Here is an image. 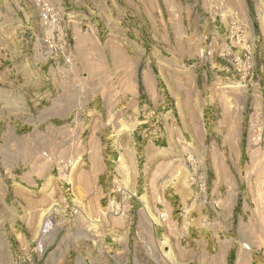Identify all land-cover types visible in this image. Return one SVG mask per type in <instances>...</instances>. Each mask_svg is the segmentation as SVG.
Instances as JSON below:
<instances>
[{"label": "rangeland", "instance_id": "obj_1", "mask_svg": "<svg viewBox=\"0 0 264 264\" xmlns=\"http://www.w3.org/2000/svg\"><path fill=\"white\" fill-rule=\"evenodd\" d=\"M42 6L58 12L54 25L45 24ZM86 8L59 0H0V114L5 106L17 108L19 100L5 99V93L21 90L24 71H32L34 80L38 72L44 91L65 90L61 83L71 77L73 90L82 94L114 87L102 78L79 72L69 77L63 67L52 68L71 70L76 61L101 60L99 52L87 49L92 40L82 41L86 50L77 51L75 34L93 37V44L118 43L99 7L94 20ZM198 11L199 64L181 62L162 42L154 51L140 23L145 51L134 101L138 116L134 124L125 118L115 126L109 138L117 136L118 142L111 147L16 148L10 149L16 160L7 163L0 152V201L10 206V221L0 223V264H51L53 240L73 232L80 219L85 227L78 234L133 238L146 221L154 236L148 256L155 264H181L164 240V226L180 220L185 232L198 229L195 204L205 208L204 226L220 223L223 212L212 191H239L237 200L248 208L232 218L237 240L264 248V0H199ZM54 29L72 38L70 65L61 55L51 58L45 47ZM20 61L31 68L14 67ZM180 197L185 208L171 211ZM64 204L79 210L75 221H59L40 243L44 216Z\"/></svg>", "mask_w": 264, "mask_h": 264}, {"label": "crops", "instance_id": "obj_2", "mask_svg": "<svg viewBox=\"0 0 264 264\" xmlns=\"http://www.w3.org/2000/svg\"><path fill=\"white\" fill-rule=\"evenodd\" d=\"M59 1L87 5L86 10L92 20L99 7L105 28L109 32L115 29L118 43L107 39L105 43L93 44V37L75 34L76 50L85 51L86 46L80 43L92 40L91 48L87 49L99 52L101 60L76 61L71 70L60 64L57 67L52 65V68L63 67L66 72L62 73L69 77L79 72L87 79L102 78L105 83L113 84L114 87L111 86L102 94H82L73 90V85L68 82L73 79L71 77L67 82L61 83L65 90L44 91L45 86L38 79V72L34 80L32 71H24L21 90L5 93V99L19 100L17 108L12 104L7 110L5 106L0 114V152L5 163L17 158L10 154V149L72 148L79 145L111 147L118 142L115 135V139L109 138L115 126L125 118L130 124H134L138 116L134 111V101L138 100L139 95L140 54L145 51L143 42H140V23L147 30L148 37L152 36L154 51L157 50L154 45L162 42L163 49L177 53L181 62L191 59L199 64V0ZM175 62L171 60L170 65L175 66ZM31 66L29 62L20 61L14 67ZM147 79L150 81L148 71ZM112 119L114 122H111ZM97 143L100 145H96ZM237 193L239 191H212L223 212L220 223H208L204 226L205 208L195 204L199 215L198 229L187 233L180 220L175 221L176 223L170 221L169 225L167 223L164 226V240H169L170 247L173 245L179 263L264 264L260 248L255 245L253 249L256 247L257 250L244 251L235 235L232 218L238 210L248 208L246 202L241 205L237 200ZM184 208L180 197L178 206H172L170 210ZM8 210L10 206L0 201V223L5 225L10 221ZM82 222L81 219L78 220L73 232H67L61 238L56 236L53 240L55 247L48 258L51 259V264H155L146 253V247L154 242L152 229L146 221L139 224L141 231L137 238L102 237L85 232L81 235L78 230L85 227ZM173 227L177 230H172ZM4 228L6 229L5 226ZM169 228L170 231L167 230ZM165 249L168 251L169 247L165 246Z\"/></svg>", "mask_w": 264, "mask_h": 264}, {"label": "built area", "instance_id": "obj_3", "mask_svg": "<svg viewBox=\"0 0 264 264\" xmlns=\"http://www.w3.org/2000/svg\"><path fill=\"white\" fill-rule=\"evenodd\" d=\"M44 22L46 25H54V23L59 18L58 12H56L55 8L53 7H41ZM72 38H70L67 34H63L60 30L52 31L50 36H47L45 39V47L52 54L51 58H54L53 55H61L63 57V61L65 64H69L72 62L73 58V50L74 47L71 44ZM208 55L211 54V51L207 52ZM240 59V58H239ZM56 61V59H54ZM117 194H121L123 196V193L121 189H116ZM212 209H216L217 205H212ZM118 206L116 205V209ZM120 210V209H119ZM117 211V210H116ZM79 210L74 208L73 205L70 204H64V205H55L54 208L49 211L43 218L41 225H40V243H45L46 240L49 239L50 234L54 228H57L60 226L59 221H64L69 218L71 221H75L77 214ZM165 220L164 214H160V220ZM149 252L151 251L150 247H147ZM242 249L246 252H252L253 246L248 243L244 242L242 244ZM260 254L264 256V248H261L259 250Z\"/></svg>", "mask_w": 264, "mask_h": 264}, {"label": "bare ground", "instance_id": "obj_4", "mask_svg": "<svg viewBox=\"0 0 264 264\" xmlns=\"http://www.w3.org/2000/svg\"><path fill=\"white\" fill-rule=\"evenodd\" d=\"M92 222V221H91ZM94 222H96L95 220H94Z\"/></svg>", "mask_w": 264, "mask_h": 264}]
</instances>
